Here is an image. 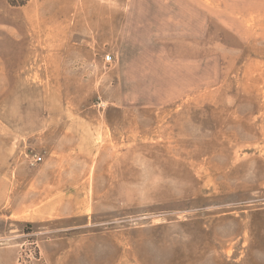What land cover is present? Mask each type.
Listing matches in <instances>:
<instances>
[{"label":"rangeland","instance_id":"rangeland-1","mask_svg":"<svg viewBox=\"0 0 264 264\" xmlns=\"http://www.w3.org/2000/svg\"><path fill=\"white\" fill-rule=\"evenodd\" d=\"M21 1L0 264H264V0Z\"/></svg>","mask_w":264,"mask_h":264},{"label":"built area","instance_id":"built-area-1","mask_svg":"<svg viewBox=\"0 0 264 264\" xmlns=\"http://www.w3.org/2000/svg\"><path fill=\"white\" fill-rule=\"evenodd\" d=\"M111 60H112V55L108 54L106 56V61H111ZM32 159H33V163H39V162L43 161L44 156L39 155V154H35V155H33Z\"/></svg>","mask_w":264,"mask_h":264},{"label":"trees","instance_id":"trees-1","mask_svg":"<svg viewBox=\"0 0 264 264\" xmlns=\"http://www.w3.org/2000/svg\"><path fill=\"white\" fill-rule=\"evenodd\" d=\"M23 1H24V0H23ZM23 1H21V3H24ZM10 2H11L12 4H14V5L17 4V2H14V0H10Z\"/></svg>","mask_w":264,"mask_h":264}]
</instances>
